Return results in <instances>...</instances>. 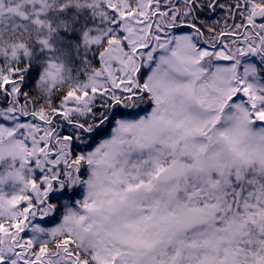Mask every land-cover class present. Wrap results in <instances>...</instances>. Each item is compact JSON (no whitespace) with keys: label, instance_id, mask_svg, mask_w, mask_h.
<instances>
[{"label":"snow or ice","instance_id":"1","mask_svg":"<svg viewBox=\"0 0 264 264\" xmlns=\"http://www.w3.org/2000/svg\"><path fill=\"white\" fill-rule=\"evenodd\" d=\"M0 264H264V0H0Z\"/></svg>","mask_w":264,"mask_h":264},{"label":"trees","instance_id":"2","mask_svg":"<svg viewBox=\"0 0 264 264\" xmlns=\"http://www.w3.org/2000/svg\"><path fill=\"white\" fill-rule=\"evenodd\" d=\"M72 15V10L70 9L68 14L64 16V19H70ZM79 27V22L74 25V28ZM78 37V31H73V32H64L60 31L59 33V38L56 40L57 47L64 48L68 51L69 56H68V62L72 68L73 74H76L82 67V53L77 54L75 51L72 50L71 44L73 40Z\"/></svg>","mask_w":264,"mask_h":264}]
</instances>
